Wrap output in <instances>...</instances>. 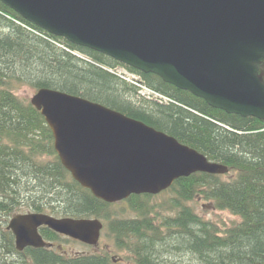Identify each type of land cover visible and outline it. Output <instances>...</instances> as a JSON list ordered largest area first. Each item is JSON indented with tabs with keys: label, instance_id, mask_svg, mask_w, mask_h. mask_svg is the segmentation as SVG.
<instances>
[{
	"label": "trees",
	"instance_id": "1",
	"mask_svg": "<svg viewBox=\"0 0 264 264\" xmlns=\"http://www.w3.org/2000/svg\"><path fill=\"white\" fill-rule=\"evenodd\" d=\"M116 67L168 102L138 97L134 85L111 73ZM259 68L264 80V63ZM23 88L52 89L100 104L228 168L222 176L196 173L175 181L161 193L171 194L174 215L159 224L150 218L151 195L123 201L121 212L135 219L116 220L112 230L140 242L133 246L138 264H172L167 256L186 254L197 264H264V121L213 109L155 75L54 37L0 3V212L6 215L27 210L110 221L114 208L93 198L61 166L42 116L18 96ZM194 198L240 223L220 235L186 205ZM55 203L61 206L57 210Z\"/></svg>",
	"mask_w": 264,
	"mask_h": 264
},
{
	"label": "water",
	"instance_id": "2",
	"mask_svg": "<svg viewBox=\"0 0 264 264\" xmlns=\"http://www.w3.org/2000/svg\"><path fill=\"white\" fill-rule=\"evenodd\" d=\"M23 20L203 100L229 115L264 121V0H0ZM71 179L114 204L158 195L196 173L228 168L176 139L83 98L39 89L29 99ZM95 244L101 224L14 216L17 249L35 246L37 228Z\"/></svg>",
	"mask_w": 264,
	"mask_h": 264
},
{
	"label": "flooded vegetation",
	"instance_id": "3",
	"mask_svg": "<svg viewBox=\"0 0 264 264\" xmlns=\"http://www.w3.org/2000/svg\"><path fill=\"white\" fill-rule=\"evenodd\" d=\"M52 205L56 210L61 207L56 203ZM112 205L113 207L117 205L125 207L123 202ZM27 214H42L57 220H77L76 218L55 217L27 210H20L10 215L0 212V264H138L133 246L136 242L138 244L140 242H135V236L129 233H125V237L119 238L118 233L112 230L114 228L112 224H115L112 222H116V220L111 222L108 221L109 219L105 221L96 218H79L95 219L100 222L101 230L93 245L54 232L47 226H40L37 228L39 240L35 241V246H26L19 250L16 247L12 231L8 229V225L14 216ZM125 220L132 221L133 218ZM104 229H107L108 232H102Z\"/></svg>",
	"mask_w": 264,
	"mask_h": 264
},
{
	"label": "rangeland",
	"instance_id": "4",
	"mask_svg": "<svg viewBox=\"0 0 264 264\" xmlns=\"http://www.w3.org/2000/svg\"><path fill=\"white\" fill-rule=\"evenodd\" d=\"M33 94L34 91L29 88H23L18 92V96L22 99H26L27 101H29V99ZM170 198H171V194L169 193L160 194L157 197L153 198L152 203L154 204L153 206L155 208V211L152 214H150V218L155 219L154 221L155 224H159L161 222V219H163L166 216L174 215L173 211H169V206L171 203ZM186 205L190 207L192 212L195 215H198L202 220L213 224L219 231L220 235H222L229 228L240 223L239 217L232 215L227 211L215 210L212 206V203H208L199 198H194ZM122 207L123 206L121 205H117V207L113 208V213L110 219L111 222L114 220L128 219L131 217L135 219L134 214L131 216L126 211L122 213L121 212ZM102 232L106 233L108 231L107 229H104L102 230ZM166 259L169 261V263L172 264H197L195 258L187 254L182 256L171 255V256H167Z\"/></svg>",
	"mask_w": 264,
	"mask_h": 264
},
{
	"label": "built area",
	"instance_id": "5",
	"mask_svg": "<svg viewBox=\"0 0 264 264\" xmlns=\"http://www.w3.org/2000/svg\"><path fill=\"white\" fill-rule=\"evenodd\" d=\"M111 73L117 75L118 77H120L121 79L131 83L132 85L138 87L140 89L139 91V95L141 97H144L148 100H153V101H157L159 103H164V102H168V100L164 97H162L161 95L147 89L146 87H144L141 82L138 80L137 77H135L134 75H129L127 73H124L122 71H116V70H111Z\"/></svg>",
	"mask_w": 264,
	"mask_h": 264
}]
</instances>
